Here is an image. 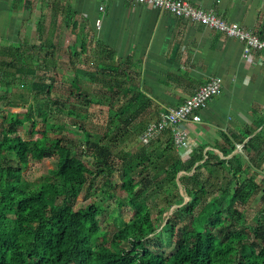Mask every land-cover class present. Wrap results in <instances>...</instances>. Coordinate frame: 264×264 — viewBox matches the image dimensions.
Masks as SVG:
<instances>
[{"label": "trees", "instance_id": "1", "mask_svg": "<svg viewBox=\"0 0 264 264\" xmlns=\"http://www.w3.org/2000/svg\"><path fill=\"white\" fill-rule=\"evenodd\" d=\"M60 34L56 30L36 46L1 48L0 44L4 54L15 53L10 61L0 60L4 73L9 70L12 75L8 81L0 79V86L6 85L7 92L21 93L15 87L16 78L24 76L22 86L27 87L33 101L47 109L52 101L64 111L63 117L51 109L38 114L48 116L51 123H61L60 132L67 134L73 127L82 134L80 143L73 146L62 137L52 140L45 130H37L42 136L37 141L24 139L17 131L18 114L9 111L1 117L0 112V264H264V188L262 191V183L251 178L259 173L257 158L246 153L258 149L264 131L245 145L244 155L234 154L230 159L226 158L237 147L228 136L219 146L225 159L209 151L204 154L206 146H200L185 160L170 131L166 139L140 144L133 152L128 140L133 134L140 143L146 126L134 125L150 105L132 73L134 64L126 60L107 66L115 61L112 49L81 43L77 51L75 46V60H70V68L63 72L60 49L67 40L60 45ZM91 51L98 52L96 63H106L103 69H88L92 82L103 83L104 92L110 93V115L100 138L88 133L87 108L104 105V100L94 102L91 86L82 84L76 73L79 58H90ZM68 72L73 75L68 77ZM30 78L35 79L26 82ZM66 81L73 91L52 100L55 86L60 88L58 83ZM2 97L5 104H12L13 99ZM21 98L24 102L17 106L25 110V118L36 130L39 122L34 120L33 102ZM135 105L139 106L136 110ZM126 114L128 118H124ZM52 156L59 158L56 172L33 190L15 163L25 166L31 160ZM117 156L120 162H116ZM182 171L185 173L179 176ZM118 187L124 196L118 195ZM87 188L100 197L107 196L104 206L109 211L118 203L119 210L127 208L132 213L130 222L121 220L111 239L101 225L97 204L76 208ZM180 188L185 197L179 199ZM158 193L164 202H151ZM260 194V207L250 213L251 201ZM176 201L180 207L172 210ZM154 213L160 231L154 227L150 236L136 220ZM185 222L189 228L183 230Z\"/></svg>", "mask_w": 264, "mask_h": 264}, {"label": "crops", "instance_id": "2", "mask_svg": "<svg viewBox=\"0 0 264 264\" xmlns=\"http://www.w3.org/2000/svg\"><path fill=\"white\" fill-rule=\"evenodd\" d=\"M184 1L264 40V0ZM56 30L61 33L58 43L72 44L74 51L75 46L77 51L85 43L93 48L109 47L116 54L113 63H96L92 57L98 52L91 51L92 57L79 58L86 62L84 68L136 62L132 73L150 102L141 116L146 127L183 105L211 80H221L220 94L200 112L202 122L186 125L190 132L188 146L178 147L172 135L179 152L206 146L204 154L209 151L225 159L219 146L228 136L237 147L226 158L230 159L234 154L244 155L245 145L264 131V53L253 51L245 59V43L224 32L185 16L124 0H0V40L7 46L15 42L19 46L25 42L23 46L27 47L41 45ZM68 50L61 48L60 52L73 56L74 51ZM97 86L102 88L104 84ZM260 142L258 149L246 153L257 158V176L261 178L255 181L264 187V136Z\"/></svg>", "mask_w": 264, "mask_h": 264}, {"label": "rangeland", "instance_id": "3", "mask_svg": "<svg viewBox=\"0 0 264 264\" xmlns=\"http://www.w3.org/2000/svg\"><path fill=\"white\" fill-rule=\"evenodd\" d=\"M8 31L9 30H7L6 32L8 33ZM51 31H54V29H52ZM23 39H25V38H23ZM31 41H34V40H31ZM17 43L18 42H15L14 44L18 45ZM0 44H1V48H4L7 46V43H3L2 40H0ZM23 45H25V42ZM72 47H73L72 44H67V45H65V47L61 46V48H63V51L68 50V49H72L74 51V49ZM3 51L4 50H0V60L5 59L7 61H10L13 59V55L15 53H9L7 55V54H4ZM25 52H27L28 54L30 53L28 48H25ZM68 52H69V50H68ZM57 53H59V52L57 51ZM95 57H96V55H95ZM95 57H92V58H95ZM61 58H62V60H64V62H62L61 63L62 66L61 65L60 66H61L62 71L65 72V71H67V69L70 68L69 61L73 60V59L75 60L76 57H75V55H73V57H72L71 54L64 52L61 54ZM83 60H84V57H83ZM88 63L91 64V62H89V61H88ZM77 64H78L77 66L80 67V69L78 68L76 70L77 77L79 78V80L82 84H89L91 86L92 92H93L92 97L94 98V102H100L101 99L104 100L103 101L104 105L94 104L93 106L87 108L88 109V111H87L88 112L87 113L88 119L86 122L89 125L88 133H90L91 136H93V137L100 138L102 136L103 131H104L103 126L106 124L107 119L110 115L108 108H107L108 107L107 105H109V103H110L109 102L110 101V97H109L110 93L108 92L106 94L104 92L103 88H100L97 85H95V81H94V83L92 82L94 77H91L90 74H91V71L96 70L95 68H84L85 67L84 65L86 64V62H84V61H79ZM133 64H136V62H134ZM85 69H87V70H85ZM88 69H92V70L88 71ZM0 72H2L0 74V79L3 78V80L8 81L12 78L10 71L6 70L4 73V68H2L1 66H0ZM71 75H73L72 72L67 73L68 77L69 76L71 77ZM7 78H9V79H7ZM61 78L62 77H59L58 80L62 81V80H60ZM16 79L19 83L17 82L15 87L19 88L18 90H20L21 93L12 92L11 90H9L7 92L6 85L0 86V112H1V117L3 116L2 114H6V112H9V111H11L15 114H18V117L16 119V123L19 125V126H17V128H18L17 131H18V134L20 136H22L24 139H31V140L37 141L42 137L41 134L37 132V130H39V131L45 130L48 132V135L51 137L52 140H56V139L62 137L64 139V141L68 142L72 146L75 144V142L80 143L79 140L82 138V134H78V132L76 131L75 128L72 127V131L65 134V133L59 131L60 126H62L61 123H59V122L51 123V122H53V120H48V116L44 117V116H41L38 114L39 112H48L51 109L52 112H54V114H57L60 117H63L64 116L63 108H59L58 106H55L54 103L52 101H50L49 102L50 107H48V109H47L46 105H44L43 103H42V105H40V103L38 104L37 101H35V100L33 101L32 95H30V92H27V87L22 86V84H23L22 82L25 81L24 76L19 75ZM20 79L22 81H19ZM32 79H35V78H30L26 82L30 83V81ZM58 84H60L61 87L58 88V86H55V89L53 90L54 95L51 97L52 100H55L57 98V95L59 96L60 94L61 95L62 94L68 95L69 89L71 90V92L73 91V88L71 87V84L68 81L58 83ZM4 95H7L8 99H13L11 105L5 104V102H3L4 100H3L2 96H4ZM22 96L24 98H27L26 102L30 101L29 104H31V102H33L32 104L34 106V114H37V116L34 117V120L39 122V125H37L36 130L33 129V124L32 123L30 124L28 118L27 119L25 118L26 117V116H24L25 110L22 107L17 106V104L21 105L22 102H24V99L21 98ZM70 98L73 102L74 97L72 96ZM22 99H23V101H22ZM117 105H119V104H117ZM137 105H139V104H137ZM137 105L134 106L135 110L138 109ZM115 108H117V107L115 106ZM115 110L117 111L118 108ZM133 111H134L133 109L130 110V112H132V113H133ZM144 114L142 115V117L144 116ZM128 117H129V114H126L124 118H128ZM142 117L137 123H135L134 127L137 128L138 126H141L142 124H144L143 123L144 119H142ZM65 118H66V116L64 117V119ZM64 119H62V120L64 121ZM74 129H75V131H74ZM131 136H133V137H131ZM130 137H131V139L128 140V143H130V145L133 147L132 150L134 152V150H136L138 148V146L141 144V142L139 143L138 141H136V139H137L136 135L131 134ZM123 147L124 146H122L119 150H123ZM180 152L182 153L183 159L186 160L189 157V154H190L189 151H180ZM58 161H59V158L57 156H55V157L52 156L50 158H45L43 161L31 160L30 163L28 165H25V166H22V165L19 166L18 162H16L15 166L17 168L21 167L20 174L24 178V181L29 182L31 184L32 189L35 190L40 186V184L42 183V181L45 178H48V177L50 178L52 172H56V170L58 168ZM116 162H120L119 156L116 157ZM0 167H1V163H0ZM184 173H185V171L181 172V174H184ZM251 178L256 179V180L257 179L260 180L261 176L251 175ZM95 181H96V179L93 182H95ZM100 181H101V179L97 180V182H100ZM263 188L264 187L262 186V191H263ZM116 190L118 192V195H122V196L125 195V192L122 189H120L119 187ZM93 193H95V195H92ZM93 193H91L89 188H87L79 197L76 208H84L85 206L92 204V203L97 204L98 208L101 209V211H100L101 212V215H100L101 225L103 228L104 227L106 228L105 232L107 233V238L111 239L113 234H114V231H117L118 228L121 227V223H120L121 220L123 222H126V223L130 222L132 213L127 208L126 209L123 208L122 210H119L118 203H115L114 206H112V208L110 209V211H111L110 212L109 209L105 208V206H104L108 202V201H106L107 196L104 195V196L100 197V194H96L95 190ZM97 195H99V196H97ZM159 196H160L159 193L152 196V198H150V201L156 202V203L164 202V200L160 199ZM261 196L262 195L260 194L255 199H253L251 201V210H249L250 213H254V211H256L257 208L260 207L261 204L259 203L260 201H258V200L260 199ZM182 197L184 198L185 196H184L183 189L180 188L179 199ZM218 198H219V196H218ZM185 200L187 202V201H189V198L186 197ZM178 207H180V204L178 201H176L173 204L172 210L174 208H178ZM172 210L170 211V213H168V215L171 214ZM112 212H113V214L111 216L110 213H112ZM155 220H156V214L154 213V214H151L150 216H148V215L143 216L142 218L136 220V223H138L142 227L143 232L145 234L153 236L154 235L153 234V228L154 227L157 228L156 232L160 231L159 230V223L157 221L155 222ZM109 225L110 226L112 225L113 228L112 229H111V227L107 228V227H109ZM182 225L183 226L181 228L183 230H185L186 228L187 229L189 228L188 222H185ZM166 250H169V249H166Z\"/></svg>", "mask_w": 264, "mask_h": 264}, {"label": "built area", "instance_id": "4", "mask_svg": "<svg viewBox=\"0 0 264 264\" xmlns=\"http://www.w3.org/2000/svg\"><path fill=\"white\" fill-rule=\"evenodd\" d=\"M108 1V0H102ZM131 4L145 5L157 8L163 13H171L177 17L185 16L193 21L203 22L207 26L226 33L228 36L245 43L244 58L249 59L253 51L264 53V40L256 34L241 28L238 24H230L219 18L216 14L206 13L203 10L194 8L189 2L184 0H124ZM103 11L104 7L101 6ZM101 19L98 20L100 25ZM222 90L221 80H211L210 83L200 87L194 96L187 99L183 105L170 110L161 115L160 119L150 123L140 139L144 144H149L162 136L166 131L171 130L178 147H187L189 144L190 132L186 125L188 123H201L202 115L208 103Z\"/></svg>", "mask_w": 264, "mask_h": 264}, {"label": "water", "instance_id": "5", "mask_svg": "<svg viewBox=\"0 0 264 264\" xmlns=\"http://www.w3.org/2000/svg\"><path fill=\"white\" fill-rule=\"evenodd\" d=\"M180 176V175H179ZM181 187V186H180ZM181 189H183V188H181ZM183 192H184V189H183Z\"/></svg>", "mask_w": 264, "mask_h": 264}]
</instances>
